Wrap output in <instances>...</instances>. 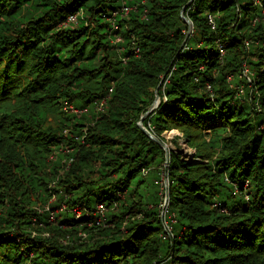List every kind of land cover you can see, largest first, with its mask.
<instances>
[{"label": "trees", "instance_id": "obj_1", "mask_svg": "<svg viewBox=\"0 0 264 264\" xmlns=\"http://www.w3.org/2000/svg\"><path fill=\"white\" fill-rule=\"evenodd\" d=\"M187 2L0 0V264H264V0Z\"/></svg>", "mask_w": 264, "mask_h": 264}, {"label": "rangeland", "instance_id": "obj_2", "mask_svg": "<svg viewBox=\"0 0 264 264\" xmlns=\"http://www.w3.org/2000/svg\"><path fill=\"white\" fill-rule=\"evenodd\" d=\"M125 3L126 2H128V1H132V0H123ZM193 0H188V2L186 3L187 5L188 4H190L191 2H192ZM256 2H257V0H256ZM123 4V5H128V6H130L129 4H131V3H126V4ZM186 5V6H187ZM132 6L133 5H131L130 7H131V9H132ZM130 9V10H131ZM129 10V11H130ZM184 12V11H183ZM181 17L184 19V20H188V18H187V15L184 13H182L181 14ZM192 30V25H191V22L190 21H188V28H187V32H186V35H188L189 33H190V31ZM160 82H162L161 80H160ZM208 86V88L210 87L209 85H207ZM159 103V102H158ZM158 105V104H157ZM65 107L66 108H69V109H71V110H73V111H76L75 109H73L72 108V106H70V105H65ZM157 107V106H156ZM156 107H155V109H156ZM144 114V113H143ZM163 143H164V145H165V147H166V150H167V157H165V161H164V163H163V168L165 169L166 168V166H167V159H168V150H174V151H176V152H178L179 154H181L182 155V157H184V158H187V159H192L191 157V155H194L193 154V151H194V148H192V147H190L189 145H187V143H186V140H184V137H183V135H182V133H181V131L180 130H178V129H175V128H173V129H170V130H166V131H164L163 132ZM64 146L62 147V149H61V151L62 150H64V153L63 152H58V154H56L57 155V158L55 159V160H53V161H57L58 163H59V167H58V169L59 168H62L64 165H69V163L72 161V157L74 156V154L72 153V150H73V148H71V147H65L64 149ZM66 149H70L69 151H66ZM71 152V153H70ZM65 169V168H64ZM164 171V170H163ZM162 175H164L165 177H166V179H167V175H166V173L165 172H162L161 173V176H160V179H159V184H160V193H161V183H160V181H161V177H162ZM167 185H168V179H167V184H166V186L164 187V190H166V188H167ZM166 194H167V191H166ZM46 203V202H45ZM45 203L44 204H41V203H36V207L37 208H41V209H43V210H49V206H48V204H46L45 205ZM40 204V205H39ZM33 206H35V205H33ZM63 206V205H62ZM61 206V207H62ZM158 207H159V204H158ZM65 208V205H64V207H62L61 209L63 210ZM160 211V210H159ZM160 213V212H159ZM74 215L76 216V214L74 213ZM166 216V219L168 218L169 219V217H167V215H165ZM161 217V216H160ZM162 219V218H161ZM167 219V220H168Z\"/></svg>", "mask_w": 264, "mask_h": 264}, {"label": "built area", "instance_id": "obj_3", "mask_svg": "<svg viewBox=\"0 0 264 264\" xmlns=\"http://www.w3.org/2000/svg\"><path fill=\"white\" fill-rule=\"evenodd\" d=\"M131 9L130 6L128 5H123L121 7V12L123 14H126L129 12V10ZM75 19V15H71L68 17V20H73ZM209 20L210 22L212 23V27L214 26V23L212 21V18L209 17ZM70 149H66V151H69ZM161 195H162V200L160 201L159 203V210H160V216L162 218V228H163V238L165 237H168L170 232H171V227H170V224L168 222V220L166 219L165 215H167V217H169V215L167 214V200H166V190H164V187L166 186L167 184V179L164 175H162L161 177ZM64 207V205L62 206ZM73 211V214L75 213L76 216L75 217H78L82 211V208L80 206H75L73 207L72 209ZM95 212L97 213L98 217H97V222H100V223H104L106 220V207L103 205V203H99L97 204L96 206V210Z\"/></svg>", "mask_w": 264, "mask_h": 264}, {"label": "water", "instance_id": "obj_4", "mask_svg": "<svg viewBox=\"0 0 264 264\" xmlns=\"http://www.w3.org/2000/svg\"><path fill=\"white\" fill-rule=\"evenodd\" d=\"M189 1H190V0H189ZM186 5H187V4H186ZM186 5L183 6V8H182L181 11H180V14L183 13V11H184ZM186 37H187V35H186ZM186 37H185V38H186ZM160 84H161V82H159V84L157 85V87H156L155 90H154V93H155L154 101L151 103V105H150V107L148 108V110H147L146 112H144V114H142V115L140 116V119L138 120L137 123H138V126H139L144 132H146V133H147L152 139H154L155 141L161 143L162 146H163V148L166 150V147H165L164 143L161 142V141H160V140H159L154 134H152L149 130H147V129L144 127V125L142 124V118L145 117V116H147L149 113H151V112L155 109V107L157 106V104H158V102H159L158 88H159ZM194 152H195V151H193V154H194ZM191 156H192L191 158H194L193 155H191ZM166 157H167V150H166Z\"/></svg>", "mask_w": 264, "mask_h": 264}]
</instances>
